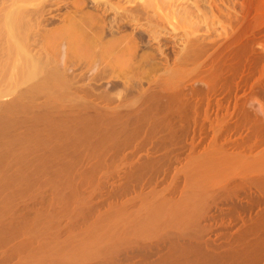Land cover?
Masks as SVG:
<instances>
[{"label": "bare ground", "instance_id": "1", "mask_svg": "<svg viewBox=\"0 0 264 264\" xmlns=\"http://www.w3.org/2000/svg\"><path fill=\"white\" fill-rule=\"evenodd\" d=\"M91 1L99 8L112 4ZM138 1L139 8L157 17L162 30L171 27L180 44L172 67H166L172 74L159 80L156 75L151 86L139 90L136 102L126 105V99L110 110L95 105L98 95L80 88L82 95L72 93V83L66 86L61 80L62 89L60 83L52 87L60 94L72 87L66 96L73 94L81 105L76 102L77 109L72 104L62 119L39 113L26 121L53 131L59 125L54 119H64L59 126L68 131V136L62 132L67 141L69 136L77 141L73 130L97 125L99 117H109L103 127L118 131L108 129V146L74 162V150L67 152L71 159L66 155L72 142L57 144L54 138L62 130L55 129L54 142L48 131L52 140L40 138L39 125L34 135L25 127L32 133L29 138L22 129L26 136L16 139L28 138L18 140L27 147L12 164L0 167V264H264V0ZM85 3L71 5L82 46L100 55L93 62L103 64L128 52L131 59L126 58L139 67L138 40L123 34L104 40L98 16L91 21L94 15ZM118 5L116 13L123 12ZM10 12L0 20V35L7 39V52L18 58L20 78L34 79L43 70L42 84L58 85L55 69L45 72L41 60L27 57L17 38L19 13ZM14 61H7L11 72ZM151 87L161 90L149 94ZM152 101L157 102L155 113L149 110ZM53 120L56 125L48 126Z\"/></svg>", "mask_w": 264, "mask_h": 264}, {"label": "rangeland", "instance_id": "2", "mask_svg": "<svg viewBox=\"0 0 264 264\" xmlns=\"http://www.w3.org/2000/svg\"><path fill=\"white\" fill-rule=\"evenodd\" d=\"M79 1L80 0H0V20H4V18L6 17V16H4V14L9 15L10 11H12L13 14L17 11L19 13V16H16V17L19 18V20L21 21L20 22L21 30H19L20 33H19V36L17 38H20V40L23 42V45L25 46L24 49L26 51L27 57L31 58V59L35 58V60H37V61L41 60L39 62V64L42 63L41 67H43L45 69V72H48L47 69H49V72H50V69H52V71H53V69H55L53 71V73L55 74L56 77L59 76L58 78L60 79V80L58 79L60 82L58 81V85H56V86H55L56 82H53L54 84H52V86L50 83H49L50 86H47L48 84L46 82H43V84H42V82L40 80L43 81L45 78V74L44 75L42 74L43 73V70H42V72L40 73L41 75L39 74L38 77H36L34 79H30V80H22V78H20L21 76H20V72L18 69L19 68L18 62L16 60L15 61L17 63L14 61V59L18 60V58L15 57V54H11V53L9 54L7 52V44H6L7 39L4 36V34L1 33V35H0V120H1L0 121V131L2 133L0 132V146H2V147H0V157L2 156V158L5 157L6 159L0 158V160L2 159L0 161L1 162L0 167L2 164L4 169H5L6 163L12 164L13 161H16V158H19L20 154L22 152H24V150H23L25 147L24 145H26V147H27V144H26L27 139L30 137L29 135H31L32 133L34 135V130L36 132L39 129L38 133L41 137L38 136V138L40 137V138L44 139L46 137V140H52L55 138L56 141H58V142H56L57 144L60 143L61 140H62V142L60 144H63V143H65V141H67L66 139H64L65 137L63 135V133H65V131H67L66 128L62 129V127L59 126L61 124V122L64 120L63 119L61 121V119H62L61 117L65 116L64 114H66L68 111L70 112V110L66 111V109L69 107L71 108L72 104H74L72 108L77 107V109H78V106L81 105L80 100L76 97L78 100L77 101L76 98L73 97V94L70 93L73 97L72 99H75L76 101H71L72 99H70V96H71L70 94H69V97H67L69 91L73 90V89L70 90L72 87L75 88V91L72 93L76 92L78 96L82 95L79 93L80 92L79 90L81 89L82 92L84 90L89 91L86 94L91 92L90 95H93V96L98 95L94 98V100H96V98H97L99 100V103H101L100 100L103 98L101 101L106 100L105 102H102L101 104H99L98 100H97L96 101L97 104H95V103L94 104L99 106V108L101 105V108L103 107V110L104 109L110 110L111 107L113 108L118 103H120V101L125 103V101H123V100H126V99L129 100L130 95H131V98H130L131 102H130V100L129 101L126 100L127 102L125 104L126 105H128L130 103L133 104L134 102H136V100L138 98V92L141 93L143 88H144V90H146V88H148V85H150V83L152 85L151 81H153L154 78H157V76H159L158 77V80H159V78H161L160 76H162V78L164 77L163 79H165V78H168V74H170V72L167 73L168 72L167 69L172 67L171 64L176 57L175 54L177 53V51H179L178 49H179L180 44L178 45L179 42L174 37V35H173L174 33L173 32L171 33V30H170L171 27L169 29H166V27L169 26V25H167L165 28H163L164 30H162L161 29L162 28L161 23H160V21L157 20V17H155V15L149 13L148 10L143 11V9H141L142 7L139 8V4L137 5V3L139 2L138 0H135V1L132 0L134 3L133 2L131 3L130 0L129 1L126 0L127 2H130L131 4L127 3L125 0L124 1L123 0H120V1L116 0V2H115V0H112L113 2L111 1V3H112V4L110 3L111 5H113L114 3H115V5H116V3H117V5L119 4L118 7L120 5L121 6L123 5L122 7H119V8H122V9H124V11H126V12H124V11L121 12L122 11L121 10L120 12H118L119 14L116 13L117 11L120 10V9L118 10L117 6H115V5H113L112 7H111V5L107 6V5L103 4L104 3L103 0H100L101 3L103 4L101 6L102 8L101 7L100 8L95 7L94 3L91 0H89V1L85 0L86 11L87 12L89 11L92 15H94V17L93 16L90 17L91 21H94L96 16H98L96 18V21L98 20L97 23L100 25L99 26L100 28L97 27L98 29L97 28L96 29L101 33V36L104 40L110 39L113 35H114L113 37H115V36L117 37V36H120L122 34H123V37H125V38L128 37L129 39H130V37H132V38L135 37L134 42L136 40H138V41H136V44H137L136 50L137 49L138 50H137V52H135V54H137V58H138V59H136V61L140 60L139 67H138L137 63H136L137 67L135 65L133 67V63H131V60H130L131 59L130 55L127 54L128 52L119 58L116 56H113V58L111 57L112 61H111V59H107L108 61H104L105 63L103 62V64L100 62L99 63L96 62L95 60H97V59H95L94 60L95 62H93V59L100 57V55L94 54V53H92V51L91 52H90V50L88 51V49H84V46H82L83 44H81V39L78 38L79 33H77L78 29H76L78 26V24L76 22H78V21L74 20V19H78V18H76L77 14L75 15L74 7H76V4H78ZM117 1L121 2V3H118ZM125 2H126V4L124 5ZM71 4H73V6L74 5L75 6L72 7ZM132 5H134V6H132ZM105 6H106V8H104ZM130 6L134 7L135 10L133 8H131ZM110 7L111 8L116 7L115 11L113 9H111ZM108 8H110V9H108ZM132 9H133V12H131ZM13 10L14 11L17 10V11L14 12ZM71 10H72V12H71ZM12 12H10V14ZM102 12L104 15L102 14ZM147 12H148V14H147ZM18 13H15L14 15H18ZM120 13H122L123 16ZM127 14H129V15H127ZM146 14L147 15L150 14V15L147 16ZM154 19H156L157 21L155 22ZM96 21H94V22H96ZM2 23H3V21H0V24H1L0 28L3 29ZM159 27H160V29H159ZM168 30L170 32H168ZM170 33L172 34V36ZM177 45H178V47H177ZM9 55H10V57H9ZM11 55H13V56H11ZM106 56L107 55H105L103 57H105V59H106L107 58ZM92 57H94V58H92ZM122 57L124 58L123 60H122ZM126 57H128L130 59H128ZM108 58H110V57H108ZM114 59L115 60L117 59V60L115 61ZM127 59H128V61H127ZM11 60H13L16 63V64L14 63L16 65V70L14 69L15 65H13L14 66V68L12 70L13 74H11L12 73L11 69L9 70V68H10L9 66L13 63V61L11 62ZM7 61L11 64H9ZM98 61H100V60L98 59ZM117 61H119V62H117ZM121 61H122V63H121ZM89 62H90V64H89ZM107 62H109V63H107ZM114 62H116V63L114 64ZM133 62H135V61H133ZM44 64H45V66H44ZM141 65L143 67H141ZM166 67H167V69H166ZM134 68H135V70H134ZM56 70H58V71H56ZM8 71H9L10 76L13 75V77H11L13 79L7 78V77H9ZM58 72L60 73L59 75H58ZM147 75H149L148 80H146ZM39 76L41 78L43 76L44 78L41 79ZM169 78H171V77H169ZM11 80H12V82H10ZM61 80L66 82V83L63 82L66 86L70 85L72 83L71 84L72 87L71 88L69 87L70 89L65 90L66 92L68 91L67 94L63 92L64 90L62 91V94H60V91H59L60 89L59 90H53L54 92L51 91L52 87H53V89H55V87H60V85H61L62 87H60V88L61 89L63 88ZM40 82H41L42 87L44 84H46L43 87L44 89H45V87H47V88L51 87V88H49V91L51 93H49L47 91L48 90L47 88L45 90H43V88L41 86H39V85L37 86V84H39ZM59 83H60V85H59ZM34 85H36V87H37V88L35 87L36 89H34V87H33ZM38 87L41 89V90L39 89L41 92L38 90ZM154 87L155 86H153V88ZM159 87H156L155 89H153L151 87L149 94H151V92H152V94H155L157 91L159 92V90H161ZM30 89L31 90L34 89V93H33V91L30 93L29 92ZM152 89H153V91H152ZM35 90H38L37 94L35 93ZM86 91H84V92H86ZM55 92L60 95V98L56 97V96H58V94H56ZM52 93H53V98H51ZM54 93L56 94V96ZM32 94H35V95L32 96ZM48 94H50V96ZM63 95H65V96L67 95L66 97L64 96V100L61 99V98H63V97H61ZM93 96H91L92 99H93ZM106 97H108L109 99L107 100ZM112 100H114L115 102L117 101V102L115 103ZM132 101H134V102H132ZM153 101H155V100H153ZM153 101L151 103H153ZM74 102L75 103L78 102L80 104H78V103L75 104ZM106 102L108 105L106 104ZM154 103H157V102H154ZM154 103L151 105V109H149L150 111H152V113L153 112L155 113V111L157 110L155 108H152V106L157 107ZM77 104H78V106H75ZM112 105H114V106H112ZM105 106H108L109 108L108 107L106 108ZM149 107H150V105H149ZM62 110H64V112L65 111L66 112L64 113V112H62ZM72 110L74 111V109H72ZM158 110H160V109L158 108ZM75 112H76V109H75ZM39 113H40V117H43V116L48 117V114H54V113L56 116H58V117L60 116L61 119L60 118H59L60 120L58 119L59 122H58V120L54 119L55 122L59 124L58 126H56L54 128L55 129L58 128V129H56L58 131L62 130L61 132L59 131L62 134L61 137L60 136H54V135H58V133H59L55 129L53 131L51 129H49V127H47V129H49V130L44 129V126H42L43 123L42 124L40 123V125H39V123L37 125H35L34 123H30L29 121H26V120H29V118H30V120H33L34 119L33 117L38 118ZM56 113H58V114L61 113V114L58 115ZM71 113L75 114L73 112H71ZM71 113H70V115H72ZM32 115H33V117H32ZM66 115H69V114H66ZM1 116H2V118H1ZM51 116L53 117V115H51ZM51 116L49 115V119L52 118ZM56 116H55V118H56ZM3 117H4V119H3ZM104 118H106V120H104ZM108 118L109 117H103V118L99 117L100 120L97 119V121H96L97 125L91 124L93 128L90 127L88 129L83 128V129H79V130H73V133H71V135L73 134L75 139H77V141L73 140L74 137L72 138L73 141H71L70 138L72 136H69L68 141L72 142V144H71L72 146L67 145V147H66V153L70 152L72 150H74V152H70L71 155L73 153H75V154L78 153L76 155L73 154V156H75V157H72L70 155V153H69V155H68V153L66 154L67 156H70V159L72 157V161L75 162L76 159L83 158L85 156L84 154H88V152L91 153V152H94L96 150L99 151L102 147L104 149V147L108 146L107 143H109V141L111 140V138H109L107 136L109 134L108 131H110V132L118 131V127H116V126H115L116 128L115 127L114 128L112 127L110 129L108 128L109 130L107 129V127H103V126H105L104 124ZM2 119L4 122H2ZM54 120L50 121L51 125L49 123L48 126L56 125V124H54ZM27 122H29V123L26 124ZM52 122H53V124H52ZM99 122H100V124H99ZM18 123H19V126H15V125H18ZM21 124H22V126H21ZM23 124L24 125L26 124L27 126L26 125L23 126ZM33 125L35 126V128ZM89 125H90V123H89ZM6 126H7V128H6ZM20 126L22 128H20ZM28 126H29L28 129L31 130V132L33 131L31 134L27 133L28 131L26 130V128ZM37 126L39 128H37V130H36ZM40 126H42L41 129L43 132L45 130L44 133L47 136L43 135V132L41 131ZM96 126H98V127L95 128ZM59 127H61V128L59 129ZM22 129L25 130L28 138L25 137L26 138L25 140L24 139H22V140L18 139V140L19 141H26V142H24V144L20 143L16 139L18 135L23 136L25 134ZM91 129H93L94 131H97V132H94ZM63 130H64V132H63ZM83 130H85V131H83ZM46 131H48L49 136L52 135V137H51L52 139H50V137L48 136ZM55 131L58 133H56ZM77 131L80 132L81 135H79ZM89 131H90V133H89ZM21 132H23L24 134L23 133L21 134ZM29 133H30V131H29ZM66 133L68 134V131ZM66 133H65V135H66ZM105 133H107V135ZM89 134H90V136H88ZM19 136H18V138H19ZM24 136H26V135H24ZM53 136H54V138H53ZM66 136H68V135H66ZM81 136L82 137L85 136V137L82 138ZM101 137H102V139H100ZM34 138H35V136H34ZM103 138H105L104 141H103ZM55 139L53 140L54 142H55ZM16 140H17V142H16ZM80 140H82V142ZM98 141H100V142H98ZM89 142H91L92 145ZM15 143L18 145L17 146L14 145ZM83 144H85V145H83ZM76 145L78 146V148ZM70 148L72 150H70ZM75 148H76V151L78 150L77 152L75 151ZM6 149L8 152L6 151ZM13 150H15L16 154H14L15 152ZM9 151L10 152L13 151V154H12V152L10 154ZM19 151H22V152L20 153ZM17 154L19 156H16ZM4 155H7V156H4ZM80 155H82V156L80 157ZM11 156H13V157H11ZM67 156H65V157L67 158ZM66 158H65V160L69 161ZM73 159H75V160H73ZM3 160H4V162H2ZM2 168H0V170H2Z\"/></svg>", "mask_w": 264, "mask_h": 264}]
</instances>
